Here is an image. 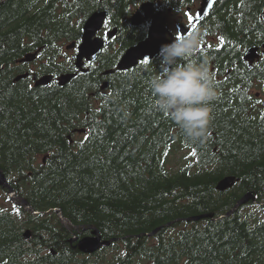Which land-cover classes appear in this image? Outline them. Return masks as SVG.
Masks as SVG:
<instances>
[{
	"label": "trees",
	"instance_id": "16d2710c",
	"mask_svg": "<svg viewBox=\"0 0 264 264\" xmlns=\"http://www.w3.org/2000/svg\"><path fill=\"white\" fill-rule=\"evenodd\" d=\"M142 1L0 3V172L17 202L0 209V264H264V57L252 68L242 59L264 42V0H218V45L188 58L208 61L218 90L208 134L197 142L151 107L155 61L107 76L100 91L102 70H115L145 31L127 46L122 40L114 60L103 49L98 68L64 87L15 80L76 73L59 44H79L94 12L107 13L106 28H120ZM32 54L33 71L18 64ZM227 176L237 183L217 192ZM246 195L256 203L226 216ZM91 228L114 241L110 257L108 249L84 256L71 242Z\"/></svg>",
	"mask_w": 264,
	"mask_h": 264
},
{
	"label": "clouds",
	"instance_id": "9594fccd",
	"mask_svg": "<svg viewBox=\"0 0 264 264\" xmlns=\"http://www.w3.org/2000/svg\"><path fill=\"white\" fill-rule=\"evenodd\" d=\"M199 45L198 32L161 45L154 58L159 71L146 82L151 107L170 118L192 142L207 136L211 104L218 94L208 61L188 59Z\"/></svg>",
	"mask_w": 264,
	"mask_h": 264
},
{
	"label": "water",
	"instance_id": "95a60500",
	"mask_svg": "<svg viewBox=\"0 0 264 264\" xmlns=\"http://www.w3.org/2000/svg\"><path fill=\"white\" fill-rule=\"evenodd\" d=\"M202 8L198 12V17L202 18L204 17L210 8L212 7L213 0H209L208 3H206L207 0H202ZM149 7L151 9L150 5H143L142 10L145 11L144 19H147L151 16V10H149ZM262 15L264 16V7ZM106 12H96L93 13L91 16L87 18L85 23L82 27V36H81V42L79 46L77 47V55L75 56V67L76 69L82 71L83 73L86 72L85 69H83L84 66V60L87 62H90L92 58L97 57L101 51V49L105 46V42L98 38L96 35L101 31L105 20H106ZM159 19V15L152 18V24L151 27L148 30L147 37L145 40L137 43L134 46H131L127 48L121 58L119 59L117 65H116V71L118 72H127L131 69H134L140 62L144 61L146 58L148 61L154 60L156 57V54L158 53L160 46L163 44L170 43V40L166 37V29L162 26H156V22ZM143 19L141 18L140 14H136L131 19V25L132 26H139L142 23ZM199 21V20H197ZM117 33V29L111 31L108 33L107 39L110 40L113 38ZM181 38V37H180ZM178 38V39H180ZM75 47V44L72 43L70 46L67 47V50H70ZM261 56H264V42L260 47H250L246 50L243 56V61L249 64V67H252L253 64L260 59ZM35 58V55H27L21 62H31ZM27 75L19 76L15 80L19 81L20 79L26 78ZM75 77V74H67L62 75L59 77L58 86L64 87L67 85L73 78ZM35 79L34 86L35 87H42L49 85L53 78L51 75L43 76L39 79ZM106 85L102 88H104ZM77 133H83L84 130H76ZM238 180H236L235 177L227 176L222 179H220L216 184V191L219 193H224L228 190H231ZM0 187L8 190L9 194L13 193V190L11 189L7 178L4 176L2 172H0ZM255 197L246 195L243 198H241L233 211H231L226 216H229L231 213L235 212L238 207L241 205L247 204L248 202L252 201L255 202ZM57 214H60V211L57 212ZM209 218L208 215L205 216H197L192 217L189 219L191 222H199L200 220ZM92 229V228H91ZM157 233V231L152 232L149 236H154ZM32 233L29 230H26L23 234V238L25 240H29L31 238ZM77 241V248L79 251L91 255L97 252L102 247H109L111 243L114 241H102L101 236L99 234V231L96 229L91 230V234L88 237H84L80 240H77L76 238H72L71 242Z\"/></svg>",
	"mask_w": 264,
	"mask_h": 264
},
{
	"label": "flooded vegetation",
	"instance_id": "af4514ba",
	"mask_svg": "<svg viewBox=\"0 0 264 264\" xmlns=\"http://www.w3.org/2000/svg\"><path fill=\"white\" fill-rule=\"evenodd\" d=\"M209 0L206 1L208 3ZM202 0H145L140 2L138 5L135 6L134 11L130 12V14L125 18L127 24L130 23V19L133 15L140 13L142 16L144 14V11H142V5L143 4H150L151 8L149 7V10H151V16L148 19L143 20L142 24L139 27H131L127 24L121 26L119 29L115 28L110 24V31H113L117 29V33L113 39L110 40V47L114 45V43L117 41V38L122 35L124 36L123 43L126 45L128 41L133 42L135 39L139 38L141 33L145 31V35L138 39L137 41H141L146 37V33L151 26L152 20L151 17H154L156 15H159V20L157 21V25L162 24L166 30L168 37H172V39H178L179 36H182L181 39H183L186 36L192 35L194 32H198L200 35V45L198 51L194 54L198 55L202 51H207L208 49H214L213 47H216L218 44L217 39V5L218 0H213L212 7L208 11V13L202 17H198V12L202 8ZM111 19V17H110ZM199 20V21H197ZM127 25V26H126ZM142 29V32L138 34L136 32L137 29ZM135 29V34H128V31H132ZM109 31V28H105L104 30L100 31V37L105 38L107 37V33ZM124 33V35H123ZM126 37H129L128 39ZM123 38V37H122ZM118 45H121L122 44ZM155 60H153L154 62ZM143 62H148L147 60H144ZM152 62V61H151ZM244 63V62H243ZM247 64V63H245ZM31 67V70L33 71L35 67H37V64L35 65L34 62L29 64ZM99 64L97 62V59L92 60L87 69L90 71L91 68L95 69L98 68ZM116 67V65H115ZM115 69V68H114ZM110 68V72H111ZM87 71V72H88ZM117 71L111 72L108 75H104V71L102 70L100 74V91L103 92L107 90L106 87H108V80L106 79L107 76L111 77L114 75ZM35 76L34 74H30V79L32 80V77ZM77 77V76H76ZM75 77V78H76ZM74 78V79H75ZM106 85L104 90H102V86Z\"/></svg>",
	"mask_w": 264,
	"mask_h": 264
},
{
	"label": "rangeland",
	"instance_id": "374dc122",
	"mask_svg": "<svg viewBox=\"0 0 264 264\" xmlns=\"http://www.w3.org/2000/svg\"><path fill=\"white\" fill-rule=\"evenodd\" d=\"M134 9H135V6H132L131 7V10H132V12L134 11ZM135 32V29H133L131 32L130 31H128L127 33L128 34H132L133 33V35L135 34L134 33ZM136 32L138 33V34H140L141 32H142V29L140 28V29H137L136 30ZM123 35H124V33H123ZM99 36H101L100 34H99ZM123 37V38H122ZM122 38V39H121ZM127 39L129 38V37H126ZM122 40H124V36H122V35H120L118 38H117V41L114 43V45L112 46V47H109V49H110V55L112 56V59L114 60L116 57H117V53L119 52V50H120V48H118V43L119 42H121ZM131 42V41H130ZM71 43L70 42H61L59 45H60V47H61V54L63 55V57H65V59L67 60H73V53L74 52H71V51H66V46L67 45H70ZM126 45H128V43L126 44ZM125 48V47H124ZM124 48H122V50L124 49ZM256 91V90H255ZM255 93V92H254ZM176 161H179V156H177V158H176ZM179 164L177 163V162H174V163H172L170 166L172 167V169L173 170H176L177 169V166H178ZM13 202H15L14 201V197H11V196H9V195H7V193H5L3 190H2V188H0V209H2V210H10V209H13V207H12V204H13ZM245 205V204H244ZM242 206V205H241ZM24 208H26L25 206H24ZM26 211V210H25ZM233 211V210H232ZM249 211V209H246V210H244V211H241V213L242 214H246V213H249L248 212ZM252 211V210H251ZM233 213H231L230 215H232ZM229 215V216H230ZM261 217H263L262 215H261ZM201 221V220H200ZM181 227H183V226H180V227H178V229L179 228H181ZM177 230V229H176ZM23 232H24V230H23ZM22 232V233H23ZM169 234V233H168ZM27 241H30V240H27ZM110 246L109 247H102V248H100L98 251H99V253H103L104 252V249H108L107 250V257H110ZM81 252V251H80ZM84 256H90V255H88V254H85V253H83V252H81ZM102 255V254H101ZM94 260V259H93ZM97 260H101L102 261V259H101V256H99V258L97 259ZM106 260H108L107 258H106Z\"/></svg>",
	"mask_w": 264,
	"mask_h": 264
},
{
	"label": "bare ground",
	"instance_id": "6f19581e",
	"mask_svg": "<svg viewBox=\"0 0 264 264\" xmlns=\"http://www.w3.org/2000/svg\"><path fill=\"white\" fill-rule=\"evenodd\" d=\"M30 63H33V62H30ZM30 63H27V64H30ZM256 203V202H255ZM27 210H30V208L28 207Z\"/></svg>",
	"mask_w": 264,
	"mask_h": 264
},
{
	"label": "snow or ice",
	"instance_id": "6c2138e0",
	"mask_svg": "<svg viewBox=\"0 0 264 264\" xmlns=\"http://www.w3.org/2000/svg\"><path fill=\"white\" fill-rule=\"evenodd\" d=\"M87 139V138H86ZM195 153H193V155H194Z\"/></svg>",
	"mask_w": 264,
	"mask_h": 264
}]
</instances>
